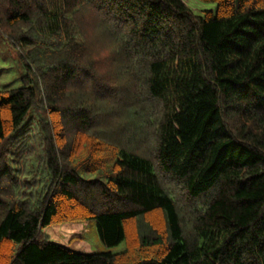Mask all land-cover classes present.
I'll list each match as a JSON object with an SVG mask.
<instances>
[{"label":"trees","instance_id":"obj_1","mask_svg":"<svg viewBox=\"0 0 264 264\" xmlns=\"http://www.w3.org/2000/svg\"><path fill=\"white\" fill-rule=\"evenodd\" d=\"M203 1L0 0V264H264V0Z\"/></svg>","mask_w":264,"mask_h":264},{"label":"rangeland","instance_id":"obj_2","mask_svg":"<svg viewBox=\"0 0 264 264\" xmlns=\"http://www.w3.org/2000/svg\"><path fill=\"white\" fill-rule=\"evenodd\" d=\"M195 13L203 9H214L215 4L203 0H182ZM16 49L0 36V89L20 86L21 69L17 65ZM49 242L66 246L80 253L111 252L120 253L125 249L124 241L108 246L97 234L94 219L74 220L47 225L42 228Z\"/></svg>","mask_w":264,"mask_h":264}]
</instances>
